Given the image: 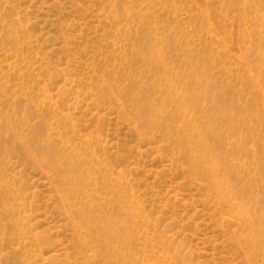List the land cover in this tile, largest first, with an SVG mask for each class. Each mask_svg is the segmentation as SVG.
I'll return each mask as SVG.
<instances>
[{
	"label": "rangeland",
	"instance_id": "rangeland-1",
	"mask_svg": "<svg viewBox=\"0 0 264 264\" xmlns=\"http://www.w3.org/2000/svg\"><path fill=\"white\" fill-rule=\"evenodd\" d=\"M0 264H264V0H0Z\"/></svg>",
	"mask_w": 264,
	"mask_h": 264
}]
</instances>
